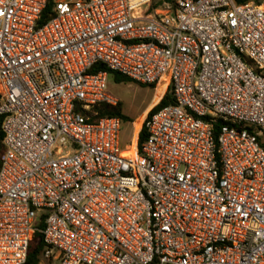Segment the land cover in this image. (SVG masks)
Masks as SVG:
<instances>
[{
  "label": "built area",
  "instance_id": "obj_1",
  "mask_svg": "<svg viewBox=\"0 0 264 264\" xmlns=\"http://www.w3.org/2000/svg\"><path fill=\"white\" fill-rule=\"evenodd\" d=\"M49 1L0 0V264L42 218L41 264H264V0ZM97 64L175 101L133 154Z\"/></svg>",
  "mask_w": 264,
  "mask_h": 264
},
{
  "label": "trees",
  "instance_id": "obj_2",
  "mask_svg": "<svg viewBox=\"0 0 264 264\" xmlns=\"http://www.w3.org/2000/svg\"><path fill=\"white\" fill-rule=\"evenodd\" d=\"M252 0H241L240 3H247V2H251ZM256 1L257 4H260L261 0H253ZM53 6H54V0H50L47 8L45 9L42 18L39 22V25L42 26L44 25L46 22H48L52 16H53ZM159 3L157 2H153V7H158ZM99 71H106L108 72L109 76L113 77V79L115 80L116 83L120 84V83H131L134 80L118 73V72H114L112 70L107 69V67L103 64H97L95 65L92 69H91V73H96ZM135 82V81H134ZM153 88H155V86H152ZM0 98H1V89H0ZM175 101L173 99V97L171 96L170 93H167L163 99L150 111V115H152L153 113L159 111L160 109L167 107L169 105L174 104ZM93 120H99L101 118L104 117H117L120 118L122 120V122H128V118L124 115L123 113V106L118 103L116 106H110L108 104H100L98 106H96L94 109H92V111L89 113ZM2 118L0 117V167H1V156L4 153L5 147L3 144V139H4V133L2 131ZM142 124V123H141ZM141 124L139 125L141 128ZM221 124H217V125H212V130L215 134H218L219 128H220ZM146 134L144 129H142V131L139 134V140H138V144L141 145L143 143V141L145 140ZM137 143V137L134 141V144L136 146ZM45 225H44V220L43 218L38 222L37 224V228L33 234L31 243H30V247H29V252H28V257L26 260L25 264H41L42 260H43V255L44 252L46 251V244L44 242V237L42 234V230L44 229Z\"/></svg>",
  "mask_w": 264,
  "mask_h": 264
},
{
  "label": "rangeland",
  "instance_id": "obj_3",
  "mask_svg": "<svg viewBox=\"0 0 264 264\" xmlns=\"http://www.w3.org/2000/svg\"><path fill=\"white\" fill-rule=\"evenodd\" d=\"M58 1V0H57ZM159 0H154L158 2ZM165 87L153 88L137 82L116 83L113 77L109 76L107 80L106 93L119 101L123 106V113L128 118V122L122 124V145L124 148H132L129 154L135 151L134 141L140 130V124L145 115L161 100ZM142 126V124H141Z\"/></svg>",
  "mask_w": 264,
  "mask_h": 264
},
{
  "label": "crops",
  "instance_id": "obj_4",
  "mask_svg": "<svg viewBox=\"0 0 264 264\" xmlns=\"http://www.w3.org/2000/svg\"><path fill=\"white\" fill-rule=\"evenodd\" d=\"M162 99H163V97H161V100H162ZM161 100H160V101H161ZM160 101H159V102H160ZM159 102H158V103H159ZM158 103H156V104L153 105L152 107L150 106L149 108H154ZM151 110H152V109H151Z\"/></svg>",
  "mask_w": 264,
  "mask_h": 264
}]
</instances>
